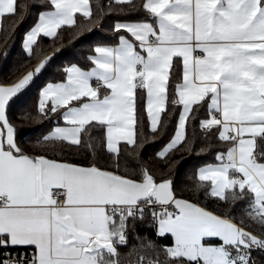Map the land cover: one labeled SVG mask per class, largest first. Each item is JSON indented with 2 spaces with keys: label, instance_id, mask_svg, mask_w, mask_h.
<instances>
[{
  "label": "snow or ice",
  "instance_id": "6c2138e0",
  "mask_svg": "<svg viewBox=\"0 0 264 264\" xmlns=\"http://www.w3.org/2000/svg\"><path fill=\"white\" fill-rule=\"evenodd\" d=\"M47 2L51 10L23 38L37 63L0 83V264H262L264 0H115L109 11L142 10L143 18L117 20L118 43L95 45L87 67L65 65L61 81L40 90L37 116L20 112L52 122L35 141L38 154H29L9 109L52 58L39 38L62 41L65 29L75 39L103 18L90 0ZM18 15L17 0H0L6 38L15 20L4 18ZM144 114L154 136L176 118L156 154L167 165L159 174L139 157ZM193 122L227 146L196 170L189 189L220 211L178 195L171 176L169 157L193 149ZM237 202L239 218L225 207ZM137 223L155 239L138 234Z\"/></svg>",
  "mask_w": 264,
  "mask_h": 264
},
{
  "label": "trees",
  "instance_id": "16d2710c",
  "mask_svg": "<svg viewBox=\"0 0 264 264\" xmlns=\"http://www.w3.org/2000/svg\"><path fill=\"white\" fill-rule=\"evenodd\" d=\"M135 3H142L143 0H134ZM94 13L97 10V4L103 9V18L99 25L94 27L90 32L86 31L77 36L75 39L69 38V31L61 29L63 40H53L50 38H39V43L43 46L47 53L51 55V60L42 70L41 74L34 78V82L17 98H14L12 107L9 109L10 119L18 126V140L21 146L29 154H38V149L35 147V141L42 133H46L52 127V122L45 119H21L20 112L24 109L29 110L33 116H37L36 105L38 103L40 90L49 82H59L62 79V68L70 63H77L81 67H87L88 61L86 57L92 54V48L97 44L115 45L118 41L115 38V33L111 30L112 26L117 20L124 19H141L144 16L143 11H137L128 16L118 14L116 11H109V6L114 8L119 6L115 4L114 0H90ZM26 6V7H25ZM51 10L47 0H17V12L22 15L13 16L11 19L4 18L3 23L6 25L15 20V27L11 30V35L6 38V32L1 27L0 33V83H11L14 81L21 72L33 68L37 61L35 59L29 60L23 51V38L25 34L35 25L38 21V14L40 11ZM78 19L80 15H77ZM174 63L176 61L174 60ZM24 65V67H21ZM182 65L177 64L175 76L181 75ZM204 109H201L200 118H204ZM179 109H177V113ZM175 117L168 124L167 130L160 134L155 135L151 133L149 128V121L144 114L141 127L143 135L140 137L144 140L143 148L139 151L140 159L158 174L162 169L167 170V165L161 163L156 154L163 148L169 141L175 127ZM196 124V137L192 151H178L172 154L169 159L174 161V166L171 170V176L174 185L177 189L178 195L183 198L192 200L193 202H200L206 205L211 210L220 211V206L216 205L211 198L206 199L203 192L193 194L189 189L192 187L193 179L196 170L206 163H215V154L217 151H226L227 146L220 142L216 135H212L205 139ZM102 132V130H101ZM101 132H94V135L100 136ZM189 139L192 138V126L188 129ZM209 145L207 151L201 152L202 146ZM123 147V144L121 145ZM82 155V154H81ZM133 157L129 158L131 167H136ZM240 203L236 205L225 207H233L235 214L240 216ZM136 232L140 235L147 234L155 239L153 230L146 224H136ZM257 235L260 233L257 232ZM129 242L135 243L132 238L131 232L129 233ZM158 243L167 244L170 241L158 240ZM121 252L126 249L121 248ZM258 256L257 253H253ZM264 264V261H262Z\"/></svg>",
  "mask_w": 264,
  "mask_h": 264
},
{
  "label": "crops",
  "instance_id": "0c3cea01",
  "mask_svg": "<svg viewBox=\"0 0 264 264\" xmlns=\"http://www.w3.org/2000/svg\"><path fill=\"white\" fill-rule=\"evenodd\" d=\"M115 1V0H114ZM77 15H80L79 13H77ZM0 33H1V27H0ZM118 43V42H117Z\"/></svg>",
  "mask_w": 264,
  "mask_h": 264
}]
</instances>
